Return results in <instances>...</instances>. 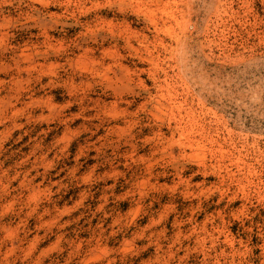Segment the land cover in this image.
Wrapping results in <instances>:
<instances>
[{
    "label": "rangeland",
    "instance_id": "1",
    "mask_svg": "<svg viewBox=\"0 0 264 264\" xmlns=\"http://www.w3.org/2000/svg\"><path fill=\"white\" fill-rule=\"evenodd\" d=\"M0 264H264V0H0Z\"/></svg>",
    "mask_w": 264,
    "mask_h": 264
}]
</instances>
